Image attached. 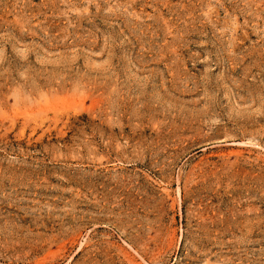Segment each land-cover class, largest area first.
<instances>
[{
    "label": "rangeland",
    "instance_id": "obj_1",
    "mask_svg": "<svg viewBox=\"0 0 264 264\" xmlns=\"http://www.w3.org/2000/svg\"><path fill=\"white\" fill-rule=\"evenodd\" d=\"M0 264H264V0H0Z\"/></svg>",
    "mask_w": 264,
    "mask_h": 264
}]
</instances>
